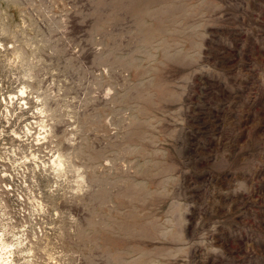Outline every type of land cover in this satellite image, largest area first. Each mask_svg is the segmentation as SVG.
Returning a JSON list of instances; mask_svg holds the SVG:
<instances>
[{
    "label": "rangeland",
    "instance_id": "1",
    "mask_svg": "<svg viewBox=\"0 0 264 264\" xmlns=\"http://www.w3.org/2000/svg\"><path fill=\"white\" fill-rule=\"evenodd\" d=\"M0 232L14 264H264V0H0Z\"/></svg>",
    "mask_w": 264,
    "mask_h": 264
},
{
    "label": "bare ground",
    "instance_id": "2",
    "mask_svg": "<svg viewBox=\"0 0 264 264\" xmlns=\"http://www.w3.org/2000/svg\"><path fill=\"white\" fill-rule=\"evenodd\" d=\"M23 93V91H21ZM53 163L59 168L62 166V162L60 159L53 160ZM3 232H0V264H14L12 260H10L9 254L11 251H7V243L3 240Z\"/></svg>",
    "mask_w": 264,
    "mask_h": 264
}]
</instances>
